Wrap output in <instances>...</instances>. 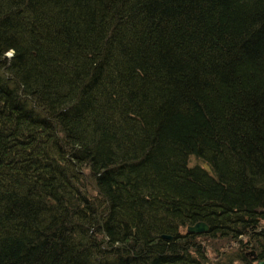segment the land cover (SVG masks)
Returning <instances> with one entry per match:
<instances>
[{
    "label": "trees",
    "instance_id": "16d2710c",
    "mask_svg": "<svg viewBox=\"0 0 264 264\" xmlns=\"http://www.w3.org/2000/svg\"><path fill=\"white\" fill-rule=\"evenodd\" d=\"M262 220L264 0H0V264H255Z\"/></svg>",
    "mask_w": 264,
    "mask_h": 264
},
{
    "label": "water",
    "instance_id": "95a60500",
    "mask_svg": "<svg viewBox=\"0 0 264 264\" xmlns=\"http://www.w3.org/2000/svg\"><path fill=\"white\" fill-rule=\"evenodd\" d=\"M209 229L208 225L205 222L199 221L193 225H189L186 227V232L200 234L203 232H207ZM164 239H171L172 237L169 235H162ZM240 250H244L241 248ZM246 255L251 256L252 258H256V252L253 249H250L246 252ZM255 264H264V259H257Z\"/></svg>",
    "mask_w": 264,
    "mask_h": 264
},
{
    "label": "rangeland",
    "instance_id": "374dc122",
    "mask_svg": "<svg viewBox=\"0 0 264 264\" xmlns=\"http://www.w3.org/2000/svg\"><path fill=\"white\" fill-rule=\"evenodd\" d=\"M191 163H195V160L194 159H191ZM207 167V166H206ZM261 223H262V226H264V220H262L261 221ZM259 230H262V228H260ZM184 231V230H183ZM242 239V242H246L247 241V238L246 237H243V238H241ZM245 243H243L242 245L239 243V244H237V243H232L231 245H228V246H231V247H233L234 249H236L237 247L238 248H244V249H247V250H250L248 247L250 246V245H247V246H243ZM212 247L211 246H208V252H209V255L210 256H213L214 255V253L212 252V249H211ZM226 248H228V247H226ZM225 248V249H226ZM230 248V247H229Z\"/></svg>",
    "mask_w": 264,
    "mask_h": 264
},
{
    "label": "clouds",
    "instance_id": "9594fccd",
    "mask_svg": "<svg viewBox=\"0 0 264 264\" xmlns=\"http://www.w3.org/2000/svg\"><path fill=\"white\" fill-rule=\"evenodd\" d=\"M5 56L11 60L15 56V50L14 49H9L6 53Z\"/></svg>",
    "mask_w": 264,
    "mask_h": 264
}]
</instances>
